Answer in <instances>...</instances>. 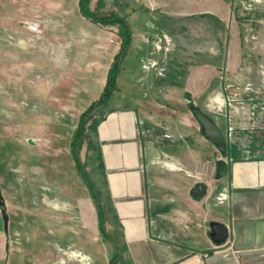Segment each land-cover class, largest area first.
Masks as SVG:
<instances>
[{
	"label": "crops",
	"instance_id": "crops-1",
	"mask_svg": "<svg viewBox=\"0 0 264 264\" xmlns=\"http://www.w3.org/2000/svg\"><path fill=\"white\" fill-rule=\"evenodd\" d=\"M3 1L5 29L16 22L31 33L41 27L63 31L50 23L57 12L65 21L84 19L78 0ZM93 2L88 3L90 12ZM96 2H101L100 11L114 5L113 0ZM176 5L187 7L185 16L181 10L178 14L195 21L180 25L171 17L170 32L148 28L150 8ZM220 5L219 0H131L128 15H112L125 20L130 41L104 108L110 115L97 124L92 145L95 189L99 199H110L112 216L106 201L101 207L106 241L97 231L96 212L92 228L81 227L92 257L102 256L99 245L104 247L101 264L111 255L114 264H264V19L251 20L244 13L217 16ZM117 10L119 5L112 12ZM39 11H47L46 23L39 21ZM204 15L212 19L201 20L206 27L199 30ZM30 23L36 31L28 28ZM217 23L223 33L216 30ZM7 49L1 59H7ZM190 104L222 135L223 158L201 136ZM81 147L78 160L86 173ZM219 159L226 171L215 179ZM196 183L205 186L200 199L190 195ZM212 222L227 233L219 246L209 237ZM89 233L97 234L100 243Z\"/></svg>",
	"mask_w": 264,
	"mask_h": 264
},
{
	"label": "rangeland",
	"instance_id": "rangeland-1",
	"mask_svg": "<svg viewBox=\"0 0 264 264\" xmlns=\"http://www.w3.org/2000/svg\"><path fill=\"white\" fill-rule=\"evenodd\" d=\"M219 1L217 16L244 13L251 20L264 19V0ZM97 2L92 3L91 11L97 16L128 15L132 9L131 0H113L114 5L108 4L102 11ZM3 3L0 0V196L5 214L0 213V264H101L98 258L106 259L104 247L98 244L102 256L92 257L95 253L82 229L94 225L95 206L73 170L68 142L79 111L96 100L103 86L111 57L120 46L121 31L82 18L65 21L58 12L50 23L63 31L37 30L30 23L28 28L37 30L31 33L16 22L5 29ZM118 5L117 13L112 12ZM186 9L181 5L159 11L150 8L148 13L153 15L148 28L170 32L171 17L180 25L195 21L182 16ZM39 13V21L43 18L46 23L47 11ZM211 19L200 17L199 30ZM180 30L184 31L182 26ZM216 30L224 32L220 23ZM4 48H8L7 59L4 55L1 59ZM97 112L88 121L79 158L87 165L84 169L99 196L93 134L111 110ZM106 201L110 216V199L100 198L99 204L102 207ZM88 235L99 242L97 234Z\"/></svg>",
	"mask_w": 264,
	"mask_h": 264
},
{
	"label": "trees",
	"instance_id": "trees-1",
	"mask_svg": "<svg viewBox=\"0 0 264 264\" xmlns=\"http://www.w3.org/2000/svg\"><path fill=\"white\" fill-rule=\"evenodd\" d=\"M78 10L81 17L88 20L90 23L101 26V27H115L118 28L121 32L118 35L120 39V46L117 53L113 56L111 63L106 71L105 82L101 89L100 94L97 99L89 104V106L78 116L76 128L73 134L70 137L69 142V153L71 156V160L73 162V167L75 172L78 174L79 178L83 182L87 193L92 198L95 211L97 215L96 227L97 231L102 238V240L106 241V235L104 234L103 225H104V216L101 211V206L99 204V197L94 191V187L89 180L87 174L83 171V167L81 166L78 160V151L82 144L83 131L86 123L95 115L96 110L97 113H101L107 105L112 91L115 85V78L119 71V63L122 57L124 56L127 48L129 46L130 41V33L129 29L126 25L124 19L119 18L117 16H97L90 12L88 8L89 0H78ZM113 256L111 255L107 264H114Z\"/></svg>",
	"mask_w": 264,
	"mask_h": 264
},
{
	"label": "water",
	"instance_id": "water-1",
	"mask_svg": "<svg viewBox=\"0 0 264 264\" xmlns=\"http://www.w3.org/2000/svg\"><path fill=\"white\" fill-rule=\"evenodd\" d=\"M188 110L193 116L194 120L199 125V131L201 136L208 141L217 151L218 155L223 158L225 156V144L222 135L217 130L214 122L204 114L198 107L190 104ZM226 165L222 159L215 162V179H220L225 175ZM205 193V186L201 183H196L193 185L190 191V195L194 199H200ZM0 213L2 215L4 212V204L0 196ZM210 240L215 246H219L224 243L227 233L225 228L219 223H210Z\"/></svg>",
	"mask_w": 264,
	"mask_h": 264
},
{
	"label": "built area",
	"instance_id": "built-area-1",
	"mask_svg": "<svg viewBox=\"0 0 264 264\" xmlns=\"http://www.w3.org/2000/svg\"><path fill=\"white\" fill-rule=\"evenodd\" d=\"M157 48H159V47H157ZM260 73H261V75H263V76H264V71H262V70H261V72H260ZM158 74H160V72H159Z\"/></svg>",
	"mask_w": 264,
	"mask_h": 264
},
{
	"label": "bare ground",
	"instance_id": "bare-ground-1",
	"mask_svg": "<svg viewBox=\"0 0 264 264\" xmlns=\"http://www.w3.org/2000/svg\"><path fill=\"white\" fill-rule=\"evenodd\" d=\"M31 27H33V26L31 25Z\"/></svg>",
	"mask_w": 264,
	"mask_h": 264
}]
</instances>
